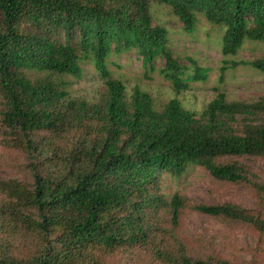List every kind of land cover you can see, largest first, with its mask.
<instances>
[{"label": "trees", "instance_id": "1", "mask_svg": "<svg viewBox=\"0 0 264 264\" xmlns=\"http://www.w3.org/2000/svg\"><path fill=\"white\" fill-rule=\"evenodd\" d=\"M156 6L189 33L198 14L225 26L226 55L264 41V0H0V144L25 154L31 177L0 178V264H108L144 248L155 264H229L172 242L186 208L264 233L261 213L161 192L165 173L181 178L199 166L215 182L252 184L264 199V181L239 160L264 157V95L220 92L200 113L177 97L158 109L139 85L129 96L108 67L113 52L135 48L147 64L162 56L178 93L206 77L195 60L191 71L174 56L168 29L154 24ZM82 60L105 82L95 102L68 89ZM242 63L264 72V57Z\"/></svg>", "mask_w": 264, "mask_h": 264}, {"label": "rangeland", "instance_id": "2", "mask_svg": "<svg viewBox=\"0 0 264 264\" xmlns=\"http://www.w3.org/2000/svg\"><path fill=\"white\" fill-rule=\"evenodd\" d=\"M154 24L168 29V44L174 56L193 71L192 59L205 72L204 79L190 81V87L176 92L171 81L162 73L165 59L158 56L152 63H144L135 48L111 53L107 64L113 77L121 79L130 96L139 85L150 93L155 106L161 109L172 98L197 113L220 92L230 100L252 101L264 95V72L242 61L264 57V41L247 40L236 54L223 53L225 26L211 23L198 14L194 32L185 30L183 22L166 7L154 8ZM81 77L68 76V89L73 97L95 102L105 91V82L91 60H82ZM34 72L32 76H35ZM25 154L16 149H5L0 144V178L31 181L23 169ZM252 171L254 181H264V157L239 159ZM161 192L167 199L175 193L184 196L191 204H217L231 202L264 216V199L252 184L215 182L209 172L192 166L181 178L164 174ZM172 242L183 244L194 258L226 260L229 264H264V233L244 221L205 214L186 208L181 213L180 224L173 231ZM112 264H155L148 249L131 252L120 251L110 255Z\"/></svg>", "mask_w": 264, "mask_h": 264}]
</instances>
